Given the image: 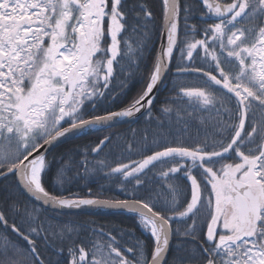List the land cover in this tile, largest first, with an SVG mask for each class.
Returning <instances> with one entry per match:
<instances>
[{"label": "snow or ice", "instance_id": "obj_1", "mask_svg": "<svg viewBox=\"0 0 264 264\" xmlns=\"http://www.w3.org/2000/svg\"><path fill=\"white\" fill-rule=\"evenodd\" d=\"M0 264H264V0H0Z\"/></svg>", "mask_w": 264, "mask_h": 264}, {"label": "trees", "instance_id": "obj_2", "mask_svg": "<svg viewBox=\"0 0 264 264\" xmlns=\"http://www.w3.org/2000/svg\"><path fill=\"white\" fill-rule=\"evenodd\" d=\"M149 3H154V0H149ZM162 21L159 18V16L157 17L156 21H155V26L157 29H159L160 25H161ZM160 43V36H159V32L157 31L156 33V37H155V45L158 47ZM140 88V83L138 78L136 80H133L129 83V95H133L136 93V91ZM167 93H165L163 91V89H161V91L159 92L157 101H156V107H159V104L161 102V100L164 99L165 95ZM144 117L138 121H135L133 123H130L128 125L125 126H121L118 128H114V129H107L105 130L103 133H93L89 136H86L84 138H80L77 140H74L72 142H69L67 144H64L60 147H58L57 149L53 150L52 152L49 153V158L51 159L52 156H59L61 153H63L64 151H66L67 149H76L77 151H83V149L87 146V147H91L94 146V144L97 141V137H103L104 135H112L114 137L115 140H120L123 141L125 137H131V129H143L144 127ZM126 147V145H125ZM115 151H119L118 149ZM109 152L108 148H105L104 151L100 154L99 157H93V156H89V160H91L93 163H95L96 159H101L105 156V154H107ZM77 160L81 159L80 156L76 157ZM112 159H115V156L112 157ZM100 184H105V187L107 189L106 194L107 195H112V196H116L119 195L121 198H123V194L122 193H117L115 190V187H108L107 182L105 181H101V180H94V179H86L81 181L79 184H74L71 187V191L73 192H80L82 194H86L88 191V187H92L93 190H96ZM48 216H53L54 213H47ZM60 220H72V221H76V222H95L96 225H104L105 228H110V227H117V228H122V229H133L134 230V234L139 236L140 232L138 229H136L135 227V223L134 220L128 215V214H110V213H105V214H83V215H61L58 217ZM177 243V241L174 239L173 240V245L175 246V244Z\"/></svg>", "mask_w": 264, "mask_h": 264}, {"label": "water", "instance_id": "obj_3", "mask_svg": "<svg viewBox=\"0 0 264 264\" xmlns=\"http://www.w3.org/2000/svg\"><path fill=\"white\" fill-rule=\"evenodd\" d=\"M158 95H159V92L156 93V97L158 98ZM157 101V99H156ZM144 116H138L137 119H133L131 121H126V122H121L119 124H117L116 126L112 127V128H109V129H114V128H118V127H121V126H125V125H128L130 123H133L135 121H138L140 119H142ZM107 130V129H106ZM89 136V135H87ZM86 136H81V137H74V138H70L68 140H64L62 141L58 147L64 145V144H67L69 142H72L74 140H77V139H80V138H84ZM58 147L54 148L51 150V152L55 149H57ZM65 212V215H83V214H105V213H109L107 210H104V209H83V210H64Z\"/></svg>", "mask_w": 264, "mask_h": 264}]
</instances>
